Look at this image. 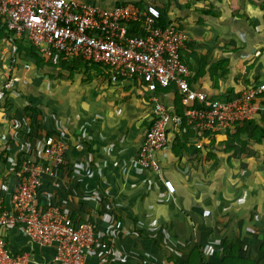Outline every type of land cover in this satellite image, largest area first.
<instances>
[{
  "label": "crops",
  "instance_id": "obj_1",
  "mask_svg": "<svg viewBox=\"0 0 264 264\" xmlns=\"http://www.w3.org/2000/svg\"><path fill=\"white\" fill-rule=\"evenodd\" d=\"M80 1L141 8L151 2L165 10L167 21L188 33L182 58L196 90L227 98L264 81V0ZM21 55L11 71L0 72V85L6 74L15 79L0 105L5 205L24 154L38 158L42 139L51 133L66 144L65 168L44 179L38 207L56 203L73 220L97 224V243L85 264L184 263L195 257L194 250L217 263L224 241L249 244L254 253L264 236V143L241 147L225 130L207 135L197 148L193 129L182 132L169 123L168 144L155 155L159 172L143 170L137 155L151 124L152 102L141 80L114 82L101 64L78 58L75 68L68 64L74 58L59 55L68 73L53 61L38 68ZM9 58L2 39L0 65H10ZM157 93L172 113L175 88ZM163 179L172 181L174 193L166 191ZM0 233L13 253L29 255L28 264H54L53 249L31 243L18 227ZM109 246L122 255L105 254Z\"/></svg>",
  "mask_w": 264,
  "mask_h": 264
},
{
  "label": "built area",
  "instance_id": "obj_2",
  "mask_svg": "<svg viewBox=\"0 0 264 264\" xmlns=\"http://www.w3.org/2000/svg\"><path fill=\"white\" fill-rule=\"evenodd\" d=\"M117 1V0H115ZM159 8L149 2L145 8L134 3L100 7L80 0H0V24L5 27L11 71L19 59V41H26L39 54L80 58L107 68L110 79H139L150 92L152 120L140 145L137 164L158 173L156 153L168 144L169 123L178 127L181 119L171 114L157 91L174 87L184 107L186 125L195 131L197 148L207 135L225 131L264 111L259 101L264 81L246 86L231 98H220L190 86V69L182 58L189 41L186 30L175 21L160 24ZM0 85V105L14 86L8 76ZM40 155L24 154L14 170L15 181L8 205L0 191V230L18 227L33 244L53 249L54 264H85L88 252L97 243L94 221L73 220L56 203L38 207L37 195L46 177L66 162V144L46 135ZM169 194L175 186L163 179ZM121 252L112 246L104 253ZM26 252L13 253L0 233V264H28Z\"/></svg>",
  "mask_w": 264,
  "mask_h": 264
},
{
  "label": "trees",
  "instance_id": "obj_3",
  "mask_svg": "<svg viewBox=\"0 0 264 264\" xmlns=\"http://www.w3.org/2000/svg\"><path fill=\"white\" fill-rule=\"evenodd\" d=\"M161 13L160 18V24L165 25L168 21L165 18V10L159 9ZM5 27L0 24V41L5 37ZM22 52H25L24 56H22ZM18 54H20L22 57L21 59L25 63H34L38 68H43L44 65H49L48 63V56L39 54L32 46H30L27 42L23 43L19 41V48H18ZM59 57L61 55L59 54ZM88 62V61H87ZM62 64L66 65L65 61ZM68 64H72L75 68L78 67V58H74V60H71L68 62ZM177 94V93H176ZM233 96L230 95L227 97L231 98ZM177 100L178 103H175L173 112L171 114L178 115L181 119V122L178 126L180 131H191V128L186 125V119L183 115L184 113V107L181 104L180 96L177 94ZM259 101L264 103V95L262 98L259 99ZM26 109L29 111L30 116L36 115L37 111L35 109H32L29 106H26ZM25 110V113L27 112ZM27 115V114H26ZM229 136H231L232 139L237 140L238 143H240L241 147H245L247 142L252 141L256 144H262L264 143V111L260 112L259 114L255 115L249 120L243 121L241 123H238L237 125L227 129L226 132ZM47 135H51V133H48ZM177 143L181 144L182 146H185V143L179 140V138H176ZM195 145V144H194ZM175 147V146H174ZM63 168L64 166H60ZM65 168V167H64ZM63 168V169H64ZM251 237L250 241L256 242L257 236H249ZM259 244L256 245V253L257 256L260 255L262 261L260 258L255 257L253 258L251 256V246L249 244H246V248H243L239 244H233V243H226V241L222 244V252L220 261L217 263H207L205 260H202L201 253L198 250H194L195 257L189 258L184 263L179 262H173V264H264V236L260 237ZM259 241V240H258ZM245 245V244H241Z\"/></svg>",
  "mask_w": 264,
  "mask_h": 264
},
{
  "label": "rangeland",
  "instance_id": "obj_4",
  "mask_svg": "<svg viewBox=\"0 0 264 264\" xmlns=\"http://www.w3.org/2000/svg\"><path fill=\"white\" fill-rule=\"evenodd\" d=\"M25 42H26V41H23V43H25ZM22 54H23V52H22ZM24 54H25V52H24ZM24 54H23V55H24ZM48 61H50V62L53 61V63L56 64V67H57V68L60 67V68H59L60 70H61V69H66V72L68 73L67 68L64 67L63 64H61V62H63V61H62V60L60 61V58L58 59V56H52V57L48 58ZM45 70L48 71V72H51V69H48L47 67H45ZM46 74H47V73H46ZM26 93H28V92H26ZM24 94H25V93H24ZM25 95H26V94H25ZM208 252H210V251H207V254H208ZM251 256H252L253 258L258 257V258L261 259L260 255L257 256L256 251H254L253 254L251 253ZM261 261H262V259H261Z\"/></svg>",
  "mask_w": 264,
  "mask_h": 264
}]
</instances>
